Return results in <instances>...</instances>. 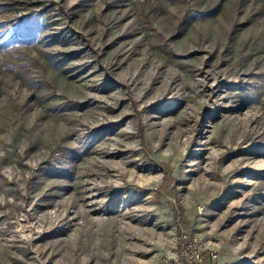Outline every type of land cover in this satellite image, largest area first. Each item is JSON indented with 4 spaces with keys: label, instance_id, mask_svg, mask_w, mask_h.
Instances as JSON below:
<instances>
[{
    "label": "rangeland",
    "instance_id": "obj_1",
    "mask_svg": "<svg viewBox=\"0 0 264 264\" xmlns=\"http://www.w3.org/2000/svg\"><path fill=\"white\" fill-rule=\"evenodd\" d=\"M181 232L264 264V0H0V264Z\"/></svg>",
    "mask_w": 264,
    "mask_h": 264
},
{
    "label": "built area",
    "instance_id": "obj_2",
    "mask_svg": "<svg viewBox=\"0 0 264 264\" xmlns=\"http://www.w3.org/2000/svg\"><path fill=\"white\" fill-rule=\"evenodd\" d=\"M205 254L201 249L198 241L184 232H181L177 246L176 255L171 259H165L162 264H203ZM207 259L216 260L217 254L214 252L207 253Z\"/></svg>",
    "mask_w": 264,
    "mask_h": 264
}]
</instances>
